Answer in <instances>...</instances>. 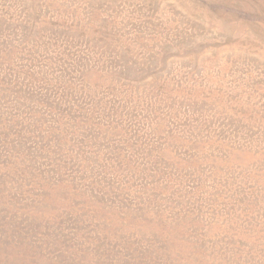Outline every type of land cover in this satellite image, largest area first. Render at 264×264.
<instances>
[{
	"label": "rangeland",
	"instance_id": "374dc122",
	"mask_svg": "<svg viewBox=\"0 0 264 264\" xmlns=\"http://www.w3.org/2000/svg\"><path fill=\"white\" fill-rule=\"evenodd\" d=\"M0 264H264V0H0Z\"/></svg>",
	"mask_w": 264,
	"mask_h": 264
}]
</instances>
